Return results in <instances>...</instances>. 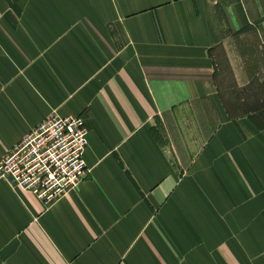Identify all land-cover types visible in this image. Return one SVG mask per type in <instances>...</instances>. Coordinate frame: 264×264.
Listing matches in <instances>:
<instances>
[{
  "label": "crops",
  "instance_id": "0c3cea01",
  "mask_svg": "<svg viewBox=\"0 0 264 264\" xmlns=\"http://www.w3.org/2000/svg\"><path fill=\"white\" fill-rule=\"evenodd\" d=\"M263 97L264 0H0V157L74 116L88 169L0 181V264H264Z\"/></svg>",
  "mask_w": 264,
  "mask_h": 264
},
{
  "label": "built area",
  "instance_id": "2783aa9c",
  "mask_svg": "<svg viewBox=\"0 0 264 264\" xmlns=\"http://www.w3.org/2000/svg\"><path fill=\"white\" fill-rule=\"evenodd\" d=\"M82 119L51 114L0 157V181L44 204L66 196L88 175Z\"/></svg>",
  "mask_w": 264,
  "mask_h": 264
},
{
  "label": "rangeland",
  "instance_id": "374dc122",
  "mask_svg": "<svg viewBox=\"0 0 264 264\" xmlns=\"http://www.w3.org/2000/svg\"><path fill=\"white\" fill-rule=\"evenodd\" d=\"M226 98H235V97H232V96H225ZM239 98V104L240 103H243V100L244 99H241L240 100V97H238ZM259 100H260V98H257L256 99V103H253V105L251 106V107H247V108H258V104H259ZM264 102V97H263V101L261 102V103H263ZM258 103V104H257ZM236 104H238V103H236ZM247 106H249L247 103H245ZM236 114H238L239 113V111H238V113L237 112H235ZM251 121L253 122V123H249L251 126H253V127H257V126H259V125H261V124H264V123H262V122H264V111L263 112H261L260 114H259V112H256V113H253V117L251 118Z\"/></svg>",
  "mask_w": 264,
  "mask_h": 264
}]
</instances>
